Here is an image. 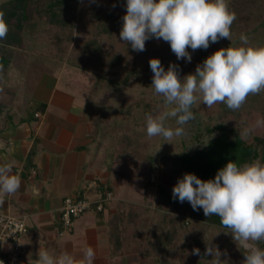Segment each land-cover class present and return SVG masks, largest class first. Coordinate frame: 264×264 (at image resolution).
<instances>
[{
    "label": "trees",
    "instance_id": "trees-1",
    "mask_svg": "<svg viewBox=\"0 0 264 264\" xmlns=\"http://www.w3.org/2000/svg\"><path fill=\"white\" fill-rule=\"evenodd\" d=\"M257 1L261 2L255 0V3ZM125 5L126 0H95L94 3L91 0L0 2V10L5 12V19L9 24L7 38L0 41V75L8 71L15 50L28 46L29 36L38 41L52 40L50 43L53 44L57 42L58 48L64 43V38L62 36L58 41L52 35L53 31L64 33L70 28L69 31L72 33L79 32L81 27L86 29V24L90 23V30H87V33L91 32L90 38L93 41L99 42L100 39L111 36L119 37L121 20L126 14ZM39 22H43L48 30L38 29ZM248 34L245 32V35ZM237 42H240L239 38ZM119 50L124 57L135 54L138 59L135 58L136 62H134L126 58L125 68L128 74L102 75L100 84L107 86L110 96L117 92L123 94L121 102L110 100L107 105L121 113L122 123L132 121L134 125L131 127L136 126V128L144 125V122H139L145 120L147 113L156 115L163 110L162 97L155 95L151 87L153 77L149 66L151 58H158L165 70L170 63L178 65L181 79L188 74H194L196 66L205 60L202 55L193 52L190 48L188 50L192 55L191 62L177 60L170 44L154 38L146 41L143 52L133 51L130 44H124ZM131 72L134 80L143 86L141 91L143 96L140 99H132L134 93L128 96V87L131 86L132 81ZM113 87H117L119 91L115 92V89L113 91ZM96 95V91L93 90L88 94V98L95 99ZM110 96L109 98L112 99ZM34 107L44 109L45 104L34 102ZM194 109L201 112V121L210 135L209 140L201 146H196L192 152L182 151L172 157L173 165L168 170L167 177L159 178L156 182L154 196L146 192L142 202L125 199L116 201L115 211L107 218V231L112 244L108 264H128L132 258L136 259L138 264H155L164 259L168 264H194L192 249L201 250L200 259L206 256L204 255L206 246L198 237H193L191 220L222 228L214 233L212 244L221 251V260H224V264H242L245 259L242 250L228 234L223 232L226 229L220 225L219 217H205L203 209L194 211L187 201L180 203L174 200L172 188L185 173L195 174L205 181L214 179L217 171L230 160L235 161L238 166L258 158L264 162V127L256 129L249 139L242 140L238 133L241 129L234 123L240 114L247 115L250 124H253L258 118L264 119V110L243 109L237 116V112L229 110L224 104L207 108L203 103H198ZM1 113L0 107V115ZM132 129H125L121 137V145H118L107 157L117 174L131 179L146 175L149 179V175L155 171L153 153L147 150L151 147V139L146 136L142 140L131 141V135H135V128ZM128 149H131V155L124 154ZM104 188L112 190L113 187L108 185ZM263 246L264 244L260 245L264 248Z\"/></svg>",
    "mask_w": 264,
    "mask_h": 264
},
{
    "label": "clouds",
    "instance_id": "clouds-1",
    "mask_svg": "<svg viewBox=\"0 0 264 264\" xmlns=\"http://www.w3.org/2000/svg\"><path fill=\"white\" fill-rule=\"evenodd\" d=\"M95 2V0H91ZM119 40L131 45L133 51H145L146 41L163 40L170 44L177 60L191 62L189 48L206 50L210 43L232 39L236 13L228 0H126ZM9 24L0 10V41L7 38ZM240 46L220 48L198 64L194 74L182 79L178 65L170 63L167 70L158 58H151L153 73L151 87L162 97L163 110L145 115L146 134L162 137L167 143L183 137L185 126L195 119L194 106L203 103L207 108L224 104L239 111L249 96L264 93V45L252 44L243 33ZM174 121L175 127L167 122ZM264 127L257 119L238 131L247 140L256 129ZM172 144V143H171ZM14 162L0 164V206L5 197L21 189V177L13 172ZM172 198L187 201L194 211L203 209L205 217H219L220 225L231 234L245 259L242 264H264V162L255 159L238 166L229 161L219 169L214 179L201 180L185 173L172 188ZM220 233V232H219ZM218 233V234H219ZM217 234V235H218ZM204 255H211V264H224L219 248L206 242ZM192 254L200 255L198 248ZM37 259L29 254L28 264H94L96 252L92 246L82 249L78 259L69 251L56 253L39 248Z\"/></svg>",
    "mask_w": 264,
    "mask_h": 264
},
{
    "label": "crops",
    "instance_id": "crops-1",
    "mask_svg": "<svg viewBox=\"0 0 264 264\" xmlns=\"http://www.w3.org/2000/svg\"><path fill=\"white\" fill-rule=\"evenodd\" d=\"M52 75L37 83L33 102H44V109L21 113L14 101L11 107L18 109L16 115L1 113L0 164L14 162L13 172L21 177L22 185L5 197L0 211L26 220L28 229L19 237L20 264H28L30 253L37 259L39 248L56 253L66 250L79 259L85 246L94 248V264H108L112 244L107 218L115 211V193L104 211H85L71 230L63 227L61 217L66 197L96 198L108 185L114 190V172L102 150L103 125L97 106L83 92L60 86ZM93 179L99 185L90 189L88 183ZM12 245L3 249L11 251Z\"/></svg>",
    "mask_w": 264,
    "mask_h": 264
},
{
    "label": "rangeland",
    "instance_id": "rangeland-1",
    "mask_svg": "<svg viewBox=\"0 0 264 264\" xmlns=\"http://www.w3.org/2000/svg\"><path fill=\"white\" fill-rule=\"evenodd\" d=\"M2 1L5 0H0V2ZM258 2L255 3V0L228 1L230 9L237 16V19L232 25V39L234 44L231 45L230 40L222 38L217 43H210V46L206 50L199 49L195 52L206 59L220 48H227L230 45L240 46V42H237V39L241 33L245 34V32L249 33L247 36L252 44L264 45V0H261L260 3ZM124 10L126 12V7ZM89 24H86V29L79 27V32L75 31L72 33L70 32V28L64 33H55L53 31L52 35L58 41L62 36L64 38V43L58 48L57 42L53 44L50 43L52 40L45 42L38 41L29 36L28 46L25 45L24 48L15 50L8 71L0 75V107L2 112L5 111L4 114L15 115L18 109L21 113H29V111L34 110L33 101L34 96L37 95L38 80L53 74L52 76L59 79L60 86H67L72 90H79L81 91L79 92L80 94L83 92L86 100H89L97 106L98 121L99 124L101 123L103 125L104 141L102 150H104V158L107 161L108 167L114 172L107 155L115 151L118 145H121V137L126 128L131 130H133V127L135 128V135H131V141L134 140L133 142H135L145 138L147 136L146 122L145 120L140 121L139 123L144 122V125L138 128L136 126L131 127L134 125L132 121L122 123L121 113L114 107L107 105V103L110 100L112 102H121V96L123 94L117 92L110 96L107 86L101 85L100 81L102 75L107 76L115 73L127 75L128 70L125 68L126 58L136 62L135 58L137 56L130 54V56L124 57L120 53L119 49L124 47L125 43L120 41L118 36L105 37L100 39L99 42L93 41L90 38L91 32L89 31L87 33V30H90ZM37 28L43 31L48 30V27L43 22H39ZM85 30L86 33H84ZM130 74L132 81L130 83L131 86L128 87V96L130 97L134 93L132 99H140L143 96L141 92L143 86L140 82L138 84L134 80L135 78L132 72ZM97 85L99 86L97 87ZM114 89L116 92L117 87H113V91ZM93 90L97 93L96 98L89 99L88 94ZM14 101L16 102L15 107L18 105L17 110L11 107ZM251 108L264 110V93L249 96L243 107L239 111H236V115L238 116L239 112L243 111V109L250 110ZM194 112L195 119L185 126L187 134L183 137L175 138L171 141L172 144L165 142L159 136L150 138L151 147L147 148V150L153 153L155 171L149 175V179L146 178V175L138 179H131L116 172L112 173L113 191L118 199L142 202L146 192L154 196L156 193V182L159 178L165 179L168 175V170L173 165L172 157L182 151L192 152L196 146H201L209 140L210 135L207 133L205 124L201 121V112L196 109H194ZM238 117L234 123L240 129L250 124L247 115L239 114ZM167 123L172 127L176 126L172 120H169ZM131 152V149H128L124 151V154L131 155ZM152 176H154V180H152ZM190 228L193 237H198L205 246V241H211L213 243L214 233L216 230L222 229L214 224H207L197 220L190 221ZM228 236L232 238L231 234H228ZM193 259L194 264H211L210 260L212 258L210 255H207L201 257L200 261L199 255L198 257L194 255ZM128 264H138V262L132 258ZM155 264L168 263L164 259Z\"/></svg>",
    "mask_w": 264,
    "mask_h": 264
},
{
    "label": "built area",
    "instance_id": "built-area-1",
    "mask_svg": "<svg viewBox=\"0 0 264 264\" xmlns=\"http://www.w3.org/2000/svg\"><path fill=\"white\" fill-rule=\"evenodd\" d=\"M154 180V176H152ZM99 182L96 179L88 183V188H98ZM114 192L104 189L97 192L96 198L88 196H68L62 206V223L63 227L71 230L74 220L82 215L85 211L96 209L104 211L106 205L114 200ZM28 229L24 217L14 216L0 211V264H20L22 246L19 237ZM12 243L11 251H6L7 244Z\"/></svg>",
    "mask_w": 264,
    "mask_h": 264
}]
</instances>
